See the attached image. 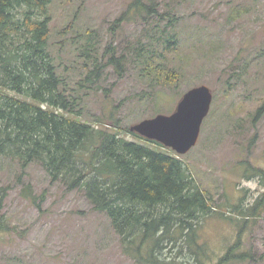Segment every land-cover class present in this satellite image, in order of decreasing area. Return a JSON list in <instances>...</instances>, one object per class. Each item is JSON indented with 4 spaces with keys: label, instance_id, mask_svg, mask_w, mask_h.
<instances>
[{
    "label": "rangeland",
    "instance_id": "rangeland-1",
    "mask_svg": "<svg viewBox=\"0 0 264 264\" xmlns=\"http://www.w3.org/2000/svg\"><path fill=\"white\" fill-rule=\"evenodd\" d=\"M131 1L53 0L49 7V49L77 90L81 121L96 126L113 114L129 128L171 115L184 93L207 86L209 114L196 146L179 159L225 217L235 219L232 205L249 211L261 201L259 216L237 220L250 258L232 264H264V186L256 172L264 171V0H152L157 15L117 22ZM165 38L173 44L166 47ZM91 45L99 54L110 45L104 61L122 58V73L104 66L93 83L83 81L91 67L78 54ZM0 185L9 188L3 215L12 229L0 234V264H139L122 252L108 217L39 164L22 172L0 158ZM202 226L207 264L215 263L240 227L219 218Z\"/></svg>",
    "mask_w": 264,
    "mask_h": 264
},
{
    "label": "trees",
    "instance_id": "trees-1",
    "mask_svg": "<svg viewBox=\"0 0 264 264\" xmlns=\"http://www.w3.org/2000/svg\"><path fill=\"white\" fill-rule=\"evenodd\" d=\"M52 1L0 0V158L17 162L22 172L39 164L52 182L83 192L92 209L110 220L122 252L139 264H207L210 254L200 230L210 218L240 227L233 244L215 263L209 259L211 264L250 258L237 220L259 216L261 201L249 211L232 205L235 219L225 217L170 149L120 127L113 114L96 126L81 121L77 90L49 49ZM157 14L152 0H132L117 22ZM173 41L165 38L164 44ZM109 52L110 45L103 54L93 45L81 49L83 67H91L83 81L93 77V83L104 66L122 73V58L111 54L104 61ZM256 172L264 186V171ZM8 192L0 185V234L12 230L3 215Z\"/></svg>",
    "mask_w": 264,
    "mask_h": 264
},
{
    "label": "water",
    "instance_id": "water-1",
    "mask_svg": "<svg viewBox=\"0 0 264 264\" xmlns=\"http://www.w3.org/2000/svg\"><path fill=\"white\" fill-rule=\"evenodd\" d=\"M212 93L201 85L183 94L171 115H156L129 127L131 133L159 143L178 156L189 153L197 144L203 120L208 116Z\"/></svg>",
    "mask_w": 264,
    "mask_h": 264
}]
</instances>
